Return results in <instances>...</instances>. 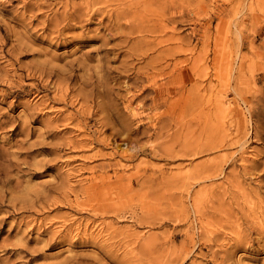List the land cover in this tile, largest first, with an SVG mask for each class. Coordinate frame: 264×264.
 Masks as SVG:
<instances>
[{
    "label": "rangeland",
    "instance_id": "1",
    "mask_svg": "<svg viewBox=\"0 0 264 264\" xmlns=\"http://www.w3.org/2000/svg\"><path fill=\"white\" fill-rule=\"evenodd\" d=\"M0 264H264V0H0Z\"/></svg>",
    "mask_w": 264,
    "mask_h": 264
}]
</instances>
